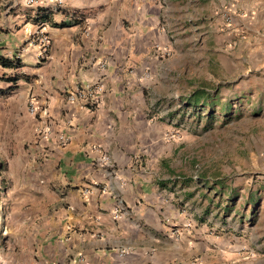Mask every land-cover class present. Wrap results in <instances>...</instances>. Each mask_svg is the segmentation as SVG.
I'll list each match as a JSON object with an SVG mask.
<instances>
[{
    "label": "crops",
    "instance_id": "1",
    "mask_svg": "<svg viewBox=\"0 0 264 264\" xmlns=\"http://www.w3.org/2000/svg\"><path fill=\"white\" fill-rule=\"evenodd\" d=\"M61 1L0 0V56L23 65L0 67V77H20L8 92L13 85L0 79L6 93H0V128L7 118L12 136L11 146H0V264L193 258L209 240L192 212L202 190L194 177L179 173L158 102L170 98L172 86L182 105L194 91L177 100L167 76L175 81L178 72L195 69L242 67L246 76L254 72L244 87L256 89L264 81V0ZM221 10L231 17L229 26ZM60 23L69 25L55 26ZM28 28L48 37L44 56L33 50L39 44L27 41ZM87 86L100 87L94 105L66 100ZM29 104L46 118L30 116ZM59 135L68 142L59 143ZM199 180L209 188L203 176ZM256 196L252 190L248 205L259 206L251 209L257 217L264 196L260 202ZM119 202L122 214L114 219Z\"/></svg>",
    "mask_w": 264,
    "mask_h": 264
},
{
    "label": "rangeland",
    "instance_id": "2",
    "mask_svg": "<svg viewBox=\"0 0 264 264\" xmlns=\"http://www.w3.org/2000/svg\"><path fill=\"white\" fill-rule=\"evenodd\" d=\"M227 13L221 10L218 15L224 19ZM33 50L40 54L42 47ZM253 74L249 72L246 76L240 67L225 73L204 69L182 71L175 81L167 76L165 84H175L177 100L193 91L205 90L218 93L221 101L209 122L205 112L199 116L175 102L172 86L170 98L158 102L160 118L169 129L166 139L175 143L173 158L179 173L194 177L199 185L196 190H202L199 194L202 200L194 202L196 209L192 212L209 239L207 250L180 264H264V213L258 212L256 217L252 211L259 206L248 205L252 190H256L259 202L264 196V89L261 87L264 81L258 80L256 89L252 86L247 89L244 86H249L247 80ZM238 91H242L241 97L245 99ZM252 93L253 99L258 100L256 104L249 101ZM225 104H228L226 114L221 110ZM10 122L6 118L4 127L0 128V146L4 149L12 145L8 133ZM202 176L207 189L199 183ZM219 182L228 188L227 192H232H222ZM233 193L237 195L234 201L227 200ZM228 204L234 206L232 212L225 210L224 205Z\"/></svg>",
    "mask_w": 264,
    "mask_h": 264
},
{
    "label": "built area",
    "instance_id": "3",
    "mask_svg": "<svg viewBox=\"0 0 264 264\" xmlns=\"http://www.w3.org/2000/svg\"><path fill=\"white\" fill-rule=\"evenodd\" d=\"M36 0H27V4H35ZM57 5H62L61 0H57ZM226 26H229L232 22L231 17L227 14L224 16L223 19ZM25 34L28 42H35L39 44L42 47L40 56H44L46 54V51L49 47V39L46 35H44L41 32H33L30 28L25 29ZM100 92V87L97 86H87V87H78L74 91L67 93L65 98L69 103H81V104H95L98 99V94ZM27 112L30 116L35 117L40 115V117L46 118V111L39 109L34 104H29L27 107ZM48 134L49 128H46L45 131L42 132V134ZM58 142L61 144H65L68 142V138L64 135H59L57 138ZM101 160L104 163H108L109 158L106 155H103ZM122 214V204L119 202L116 204V206L113 208V218L114 219H120Z\"/></svg>",
    "mask_w": 264,
    "mask_h": 264
},
{
    "label": "trees",
    "instance_id": "4",
    "mask_svg": "<svg viewBox=\"0 0 264 264\" xmlns=\"http://www.w3.org/2000/svg\"><path fill=\"white\" fill-rule=\"evenodd\" d=\"M69 24L66 23H60L58 25H55L57 27H67ZM0 67L2 69L6 70H18L23 67L21 61L19 58L13 57V58H6L3 56H0ZM26 80H28V77L23 76ZM19 76H9V77H0L1 80L6 81L7 83L13 85L11 86L6 92L11 91L14 89V85L16 84L17 80L19 79ZM0 93L6 94L5 92L1 91ZM182 106L189 107L193 111L197 112L199 116L202 114V112H205V115H207L208 122L209 119L214 117V111L215 107L220 104L218 99L215 97V95H212L211 93H208L205 90H196L192 94H190L186 101H181ZM222 109L224 111V114H226V108L228 104L221 105ZM225 116V115H224ZM230 211V210H229Z\"/></svg>",
    "mask_w": 264,
    "mask_h": 264
}]
</instances>
